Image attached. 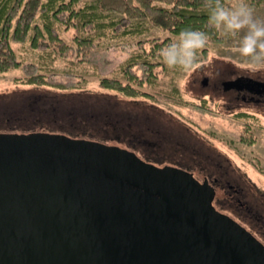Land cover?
<instances>
[{"label": "water", "instance_id": "95a60500", "mask_svg": "<svg viewBox=\"0 0 264 264\" xmlns=\"http://www.w3.org/2000/svg\"><path fill=\"white\" fill-rule=\"evenodd\" d=\"M212 201L189 173L116 145L0 131V264H264Z\"/></svg>", "mask_w": 264, "mask_h": 264}, {"label": "rangeland", "instance_id": "374dc122", "mask_svg": "<svg viewBox=\"0 0 264 264\" xmlns=\"http://www.w3.org/2000/svg\"><path fill=\"white\" fill-rule=\"evenodd\" d=\"M251 1L246 0L253 9L254 17L264 20V2L256 5L251 4ZM229 3L230 0L227 5ZM148 27L149 30L140 39L111 38L108 35L105 39L96 40L84 62H78L73 68L77 72V77L74 79L75 85L72 89L60 90L52 86L27 85L22 82L24 75L19 68L0 73V115L19 111L18 113H24L21 114L25 116L23 118H29V109L32 111L35 108L39 110L37 116L44 118L42 120L45 122L52 121V118L58 119L60 123L78 122L85 132L88 131L90 134L93 132L97 138L105 137V139H107L106 131L110 130L107 128L110 119L116 121L119 126L130 123L137 130L149 122L148 126L157 127L164 136L170 137L171 142L174 136L178 141H183L186 136L185 128L181 125L177 126V122L186 126L193 125L195 128L197 126L200 129V136L204 135L210 140L215 139L213 146L227 154L228 158L239 167L242 175L244 174L243 179L249 181L250 191L254 193L255 198L251 197L248 203L261 215V223L264 225V131L260 132V137L255 134L258 136L257 140L252 141V138L239 140L243 121L234 120L227 114L200 112L196 109L193 106L194 102L190 100V94L188 95L185 89L191 91L192 86L195 85L193 78L188 75L195 74L197 69L189 74L169 69L163 63L160 51L151 52L152 46L146 43L143 44L144 47H139L141 39L149 40L154 36L164 38L169 35L151 25ZM73 32V30L63 32L62 36L69 40ZM236 45L237 40L231 37H225L220 43L208 44L198 54L200 68L203 67V72L207 73L215 71L217 67L220 68V75H216L215 80H221L227 69L246 70L241 63V57L235 51ZM164 47L165 45L161 46L160 50ZM13 49L20 59L32 58V52L27 46L14 44ZM141 51L150 55V58L160 57V65L153 67V76H155L153 80L145 81V78L139 75L138 78L131 80L132 86L136 89L135 96L117 94L101 86L99 83L101 78H114L128 58ZM69 60L72 58H58L54 65L55 69L59 73L65 70L70 66ZM258 74L263 75L264 72ZM75 115H78V118H73ZM87 118L95 123L86 126L82 120L78 121ZM92 127L100 129V132L93 131ZM90 139L98 141L93 136ZM220 140L226 147H222ZM172 144L175 145L174 142Z\"/></svg>", "mask_w": 264, "mask_h": 264}, {"label": "trees", "instance_id": "16d2710c", "mask_svg": "<svg viewBox=\"0 0 264 264\" xmlns=\"http://www.w3.org/2000/svg\"><path fill=\"white\" fill-rule=\"evenodd\" d=\"M228 1L221 0L225 5ZM263 2L252 0L251 4ZM204 3L205 0H0V73L19 68L24 75L22 82L27 85L72 89L77 77L73 68L78 62H84L96 40L108 35L140 39L149 30L148 25L169 34L164 38L154 36L139 41V47H144L145 43L152 46L151 52L160 51L161 46L174 42L184 30L205 31L209 44L220 43L226 36L208 27L209 11ZM71 30L74 32L69 40L62 36L63 32ZM14 44L27 46L32 58L20 59L13 49ZM67 57L72 58L70 66L59 73L54 66L56 60ZM150 57L143 51L131 55L114 78L103 77L99 83L117 94L135 96L137 93L131 80L138 75L145 81L155 78L153 67L160 65V57ZM38 111L29 109V118H23L25 116L21 114L24 113L19 111L13 112L15 115H0V131L18 133L54 129L85 139L92 136L97 139L95 133L82 130L78 122L60 123L55 118L45 122L37 116ZM80 120L86 126L95 123L90 118ZM93 129L100 132V129Z\"/></svg>", "mask_w": 264, "mask_h": 264}, {"label": "flooded vegetation", "instance_id": "af4514ba", "mask_svg": "<svg viewBox=\"0 0 264 264\" xmlns=\"http://www.w3.org/2000/svg\"><path fill=\"white\" fill-rule=\"evenodd\" d=\"M217 68L207 73L203 72V67H199L195 74L188 75L193 78L195 85L191 91H185L190 94L193 106L200 112L227 114L234 120L243 121L239 140H257L260 132L264 131V74L227 69L221 80H215L216 75H220V68ZM237 78H242V82L237 83L235 87L224 88V82L235 81ZM148 123L137 130L130 123L119 126L116 121L110 119L107 123V128L110 129L106 131L107 139L99 137L97 140L125 148L135 153L143 162L156 167L170 166L189 173L197 182L205 184L211 190L212 205L216 209L244 226L264 245L261 215L248 203L251 197L255 198L254 193L250 191L249 181L243 179L244 174L242 175L239 167L227 154L213 146L215 139L200 136L197 126L195 128L193 125L186 126L177 122V126L185 128L186 136L183 138L185 141H178L174 136V145L169 136H164L157 127H150ZM252 134L258 136L254 138ZM76 136L80 137L77 134ZM219 142L222 147H226L221 140Z\"/></svg>", "mask_w": 264, "mask_h": 264}, {"label": "clouds", "instance_id": "9594fccd", "mask_svg": "<svg viewBox=\"0 0 264 264\" xmlns=\"http://www.w3.org/2000/svg\"><path fill=\"white\" fill-rule=\"evenodd\" d=\"M208 27L237 40L235 51L250 73L264 72V20L254 17L246 0H205ZM209 44L205 31L184 30L175 41L160 50L163 63L169 68L189 74L200 67L199 53Z\"/></svg>", "mask_w": 264, "mask_h": 264}]
</instances>
